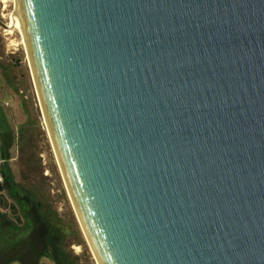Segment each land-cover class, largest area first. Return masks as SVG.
Returning <instances> with one entry per match:
<instances>
[{
	"label": "water",
	"instance_id": "1",
	"mask_svg": "<svg viewBox=\"0 0 264 264\" xmlns=\"http://www.w3.org/2000/svg\"><path fill=\"white\" fill-rule=\"evenodd\" d=\"M16 4L95 261L264 264V0Z\"/></svg>",
	"mask_w": 264,
	"mask_h": 264
},
{
	"label": "rangeland",
	"instance_id": "2",
	"mask_svg": "<svg viewBox=\"0 0 264 264\" xmlns=\"http://www.w3.org/2000/svg\"><path fill=\"white\" fill-rule=\"evenodd\" d=\"M15 4V0H0V147H3L4 155L9 158L15 176L19 179L17 127L29 123L32 149L38 166L35 182L40 184L39 187L47 194L63 220L70 225H73V218L76 220L82 240L72 237L70 248L78 255V261L81 264H97L80 229L58 167L31 76L23 36L14 20Z\"/></svg>",
	"mask_w": 264,
	"mask_h": 264
},
{
	"label": "trees",
	"instance_id": "3",
	"mask_svg": "<svg viewBox=\"0 0 264 264\" xmlns=\"http://www.w3.org/2000/svg\"><path fill=\"white\" fill-rule=\"evenodd\" d=\"M31 130L17 127L19 179L0 147V264H81L70 248L72 237L82 240L76 220H63L35 182Z\"/></svg>",
	"mask_w": 264,
	"mask_h": 264
},
{
	"label": "bare ground",
	"instance_id": "4",
	"mask_svg": "<svg viewBox=\"0 0 264 264\" xmlns=\"http://www.w3.org/2000/svg\"><path fill=\"white\" fill-rule=\"evenodd\" d=\"M15 3H16V0H15ZM15 5H16V9H17V4H15ZM14 11H15V13H14V15H15L14 20L16 21V26H17V27L19 28V30L21 31L22 36H23V40H24V34H23L22 26H21L19 20H18L17 17H16V10H15V9H14ZM9 32H10V31H9ZM90 249H91V248H90ZM96 261H97V259H96ZM97 264H99L98 261H97Z\"/></svg>",
	"mask_w": 264,
	"mask_h": 264
}]
</instances>
